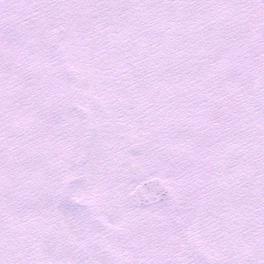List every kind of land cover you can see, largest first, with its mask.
<instances>
[{
    "label": "snow or ice",
    "instance_id": "snow-or-ice-1",
    "mask_svg": "<svg viewBox=\"0 0 264 264\" xmlns=\"http://www.w3.org/2000/svg\"><path fill=\"white\" fill-rule=\"evenodd\" d=\"M0 264H264V0H0Z\"/></svg>",
    "mask_w": 264,
    "mask_h": 264
}]
</instances>
